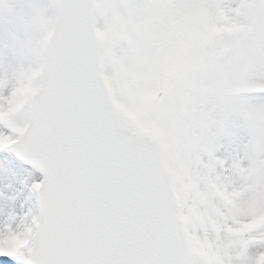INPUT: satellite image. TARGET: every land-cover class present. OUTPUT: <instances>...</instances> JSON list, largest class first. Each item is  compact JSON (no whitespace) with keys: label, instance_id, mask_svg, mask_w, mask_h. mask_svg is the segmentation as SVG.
Returning a JSON list of instances; mask_svg holds the SVG:
<instances>
[{"label":"snow or ice","instance_id":"obj_1","mask_svg":"<svg viewBox=\"0 0 264 264\" xmlns=\"http://www.w3.org/2000/svg\"><path fill=\"white\" fill-rule=\"evenodd\" d=\"M0 264H264V0H0Z\"/></svg>","mask_w":264,"mask_h":264}]
</instances>
